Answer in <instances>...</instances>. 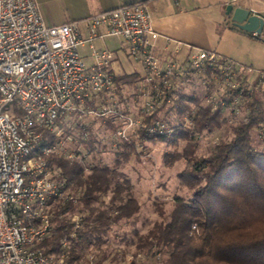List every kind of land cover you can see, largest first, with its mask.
<instances>
[{
    "label": "built area",
    "instance_id": "2783aa9c",
    "mask_svg": "<svg viewBox=\"0 0 264 264\" xmlns=\"http://www.w3.org/2000/svg\"><path fill=\"white\" fill-rule=\"evenodd\" d=\"M85 24L86 36L78 21L45 22L36 0H0V264H66L65 252L48 254L42 246L53 234V204L71 198L51 157L93 152L86 130L92 122L110 120L115 128L102 139L115 143L144 128L149 135L170 134L166 121L148 118L178 92L189 93V85L203 106L235 114L248 94L264 87V70L156 32L144 2L95 13ZM105 36L120 38L131 61L145 69L132 84V104L119 97L114 53L94 44ZM160 38L174 42L165 59L157 52ZM85 45L91 63L81 53ZM194 114L185 115L186 125Z\"/></svg>",
    "mask_w": 264,
    "mask_h": 264
},
{
    "label": "trees",
    "instance_id": "16d2710c",
    "mask_svg": "<svg viewBox=\"0 0 264 264\" xmlns=\"http://www.w3.org/2000/svg\"><path fill=\"white\" fill-rule=\"evenodd\" d=\"M125 78L116 76L118 91ZM177 94L148 118L166 121L173 131L149 135L146 128L140 130L117 143L112 164L95 160L97 148L104 145L91 126L86 130L93 160L51 157L59 176L69 182L71 198L53 204V234L42 244L46 253L65 252L66 264H76L88 246L100 249L115 227L128 224L132 229L122 237L135 252L127 264H264V97L248 94L247 112L231 123L235 113L224 106H203L198 92ZM195 110L186 125L185 115ZM103 124L108 131L115 128L110 120ZM223 127L230 133L208 152L198 153L199 139ZM149 141L171 148L163 155L167 165L185 161L178 178L189 194H175L168 209L157 206L158 217L141 232L136 224L142 205L121 166L139 156L138 148ZM106 257L102 250L100 261Z\"/></svg>",
    "mask_w": 264,
    "mask_h": 264
},
{
    "label": "crops",
    "instance_id": "0c3cea01",
    "mask_svg": "<svg viewBox=\"0 0 264 264\" xmlns=\"http://www.w3.org/2000/svg\"><path fill=\"white\" fill-rule=\"evenodd\" d=\"M39 11L48 24H62L70 21L80 22L82 32L86 36L85 20L91 15L116 8L120 5L144 2L152 14V25L156 32L167 36L174 41L191 44L203 48L216 50L226 56L238 60L241 53L233 47L248 39H264L256 37L253 33L235 27L226 15V6L233 3L255 10L264 17V0H252L260 7L244 4V0H36ZM103 31V29H101ZM232 37L233 44L226 45L222 42L223 35ZM98 49L107 48L115 57L111 69L116 76L126 77L125 80L139 78L144 74L142 64L132 62L126 50L121 47V40L116 36L98 37L94 41ZM174 42L164 38L158 40V54L165 59L167 50ZM188 52L187 47H182L180 56ZM81 53L91 63L93 57L88 45L81 48ZM245 58V57H244ZM239 61V60H238ZM134 80V81H135ZM129 82V81H128ZM130 83V82H129ZM134 82L131 83V85Z\"/></svg>",
    "mask_w": 264,
    "mask_h": 264
},
{
    "label": "rangeland",
    "instance_id": "374dc122",
    "mask_svg": "<svg viewBox=\"0 0 264 264\" xmlns=\"http://www.w3.org/2000/svg\"><path fill=\"white\" fill-rule=\"evenodd\" d=\"M243 3L248 6L254 5L255 7H260L252 0H244ZM229 36V33L228 35H223L222 42L226 45L233 44L232 37ZM233 47L237 50L239 49L238 51L241 53V56L238 58L240 62L253 68L264 70V39L244 40L241 44H234ZM196 81L194 83L198 84L199 79L198 82ZM193 86L189 85L187 92H194L195 88ZM121 87L120 99H126L132 104L134 100L131 99L133 90L131 83L124 80ZM202 88L204 89V87ZM257 95L262 98L264 97V87L262 90H259ZM246 112L243 105L240 113L235 116L230 115L231 123L241 119ZM91 127L97 134L98 139H101V145H104L98 147L100 150L97 148L98 153L96 154L95 160L99 159L101 162L112 164L116 158L115 150L118 144L111 140L104 141L102 139L104 135L108 134V130L102 121L95 120L92 122ZM229 133L230 129L223 127L222 129L215 130L210 135H203L199 139V145L196 149L197 152H208L215 143L221 138L226 137ZM97 145L99 144L97 143ZM138 149L140 151L139 156H132L128 162L123 163L121 169L131 178L134 195L142 205L136 225L140 228L141 232H147L152 226L154 219L158 217L159 207L157 208V206L168 209L175 194L187 196L189 191L186 187L180 185L178 178V173L185 167V161L179 160L172 165H167L163 155L171 148L165 142L149 141L145 146H140ZM85 157L87 158V162L93 160V152H89ZM74 218L77 219V215ZM131 229L128 224L115 227L114 231L108 235L107 243L100 249L94 247V245L88 246L76 264H89L90 260L92 264H127L134 256L135 246H127L122 236L123 233L129 232ZM102 250H104L107 257L101 262ZM124 252H126L125 256H123Z\"/></svg>",
    "mask_w": 264,
    "mask_h": 264
},
{
    "label": "water",
    "instance_id": "95a60500",
    "mask_svg": "<svg viewBox=\"0 0 264 264\" xmlns=\"http://www.w3.org/2000/svg\"><path fill=\"white\" fill-rule=\"evenodd\" d=\"M225 13L233 26L246 32L256 35L264 29V17L253 13L251 9L229 3Z\"/></svg>",
    "mask_w": 264,
    "mask_h": 264
}]
</instances>
